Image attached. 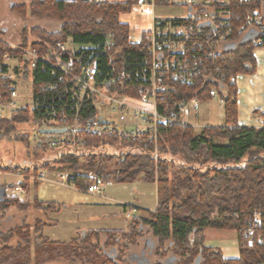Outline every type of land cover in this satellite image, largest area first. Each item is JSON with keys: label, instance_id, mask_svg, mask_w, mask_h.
<instances>
[{"label": "trees", "instance_id": "trees-1", "mask_svg": "<svg viewBox=\"0 0 264 264\" xmlns=\"http://www.w3.org/2000/svg\"><path fill=\"white\" fill-rule=\"evenodd\" d=\"M142 1L30 0L14 4L12 10L23 18L30 16L58 23L53 30L33 27L34 40L29 43L20 39L23 46L48 52L55 61L57 44L71 43L61 61L70 58L74 64L96 61L97 78L105 81L110 92L137 100L141 90L153 93L150 44L130 40V25L121 20V14L132 12ZM155 4L172 6L169 0H155ZM214 6L218 7L216 3ZM256 6L261 7V1L232 0L229 9L234 30L223 53L207 56L206 48H193L190 42L177 57L187 58L193 67L191 80L183 82L167 74L162 80L167 88L156 93L158 112L179 120V101L192 98L209 101L213 98L210 91L215 89L224 98L225 125L205 126L197 132L189 124L159 123L157 147L154 142L143 146L109 134L81 133L84 146L52 149L42 145L34 152L56 150V155L33 167L4 168L23 174H36L43 168L50 171L69 168L70 182L85 190L93 182L132 183L142 179L157 185L156 208L131 217L127 231L87 229L69 242H60L44 234L46 226L56 224L48 219V214L59 213V203L21 200L6 192L0 201V212L33 209L42 212L46 219L36 218L32 230L24 220L0 231V264H47L58 260L89 264H195L198 256L199 264H264V230L257 228L247 233L254 213L264 211V126L239 124L236 84L238 75L256 71L254 49L258 45L249 32L239 30L243 18ZM171 23L176 26L188 21H158L162 28ZM0 35L7 36L3 30ZM4 51L20 54L0 42V59ZM195 61L199 63L196 66L192 64ZM51 64L39 61L32 71L25 68L24 77L32 76L35 96L42 105L34 113L26 111L0 119V141L15 139L30 151L31 137L18 133L19 125L29 121L39 126L50 125L48 110L66 114L69 122L75 116L74 83L70 79L59 81L62 71ZM9 81L0 79V94L7 95ZM43 84L55 86L39 91ZM97 114L94 99L84 100L78 112L80 120L95 118ZM28 181L25 180V187ZM3 186L0 184V188ZM132 207L127 204L123 209ZM209 227L235 231L239 257L226 258L220 248L207 246L205 230ZM144 241L152 247L154 257L146 261L142 255L139 257L144 261L134 263L130 254Z\"/></svg>", "mask_w": 264, "mask_h": 264}, {"label": "built area", "instance_id": "built-area-1", "mask_svg": "<svg viewBox=\"0 0 264 264\" xmlns=\"http://www.w3.org/2000/svg\"><path fill=\"white\" fill-rule=\"evenodd\" d=\"M102 1V0H90ZM247 1V0H242ZM261 1L262 6H256L248 12L239 25L240 32L250 33L254 39V44L264 45V0ZM172 6H184L188 8L189 13L185 17H175L169 20H186L187 24L173 25L172 23L164 28L158 25V20H155L153 27L150 30L141 32L136 37L130 40L135 44L148 42L150 44V75L153 87V93L142 91L139 99H132L129 96H121L109 91L104 80L99 81L97 78L96 61L74 64L72 58L61 61L63 52L70 49L68 43L59 42L58 51H55V61L50 53H40L37 48L25 47L21 43L12 42L3 35H0V42L9 45L20 52L19 55H12L9 51H4L0 59V79L9 78L10 81L6 84V96L0 94V119L10 118L15 114L29 111L34 113L40 109L42 105L39 99L35 96L33 78L30 76L27 81H31L30 91L28 94L31 101L23 100L25 94L19 89V79L13 75L10 70V62L17 60L15 72L19 76L25 72L28 67L30 71L37 67L39 61L52 63L56 68H59L62 73L59 74L58 80L64 81L70 79L75 86V109L77 112L72 117L71 122L66 114H59L56 111H46L50 115V125L43 124L33 136V146L40 147L47 145L52 149L66 147H81L84 146L85 140L80 135L81 133L93 134H109L117 136L119 139L139 142L143 146H147L150 142H154L157 147L158 142V124L163 122L187 124L182 119H177L174 115H166L158 112L156 106V93L166 89V85L162 80L167 74H170L173 79H179L183 82H189L193 73V67L189 65L187 58H178L179 54L186 51L189 43L192 42L193 48H206L207 56L216 57L223 53V49L231 41L230 36L233 34L232 13L229 6L232 0H169ZM142 3L155 5V0L148 2L143 0ZM218 7H215L214 4ZM216 11L215 14L212 12ZM164 19V18H157ZM210 22V23H207ZM207 23V24H206ZM192 64H199L197 61ZM14 72V71H13ZM98 83L102 85L99 86ZM106 84V85H105ZM55 86V85H54ZM51 84H43L39 87V91H45L47 88L54 87ZM74 91V88H73ZM213 98H217L220 103L224 102L215 89L210 91ZM93 98L94 104L102 106H110L111 112H117V119L113 120L104 117L98 112L95 118L89 120H80L78 115L79 109L83 101L87 98ZM134 101L150 103L153 105V111L144 107L136 106ZM197 98L179 101L181 114L187 110L188 105L198 103ZM191 125V124H189ZM196 128V125H193ZM59 129L61 131L53 133H42L41 129ZM24 178H30L36 181H50L60 184H73L70 182V177L67 174H57L54 171L43 169L36 174L25 175ZM74 185V184H73ZM14 189L21 195L27 194V189L22 183L15 185ZM93 194L102 195V185L99 182H93L86 189ZM136 205H133L130 210L137 211ZM138 207V206H137ZM128 216L131 214L128 212ZM133 217V216H132ZM261 228L264 230V211H256L252 222L250 223L248 234L253 230ZM252 241V238H250Z\"/></svg>", "mask_w": 264, "mask_h": 264}, {"label": "rangeland", "instance_id": "rangeland-1", "mask_svg": "<svg viewBox=\"0 0 264 264\" xmlns=\"http://www.w3.org/2000/svg\"><path fill=\"white\" fill-rule=\"evenodd\" d=\"M30 0H0V30L6 33V38L10 39L12 42L20 43V39H27L30 43L34 40L31 34V29L35 26H41L46 29H56L58 23L53 21H47L45 19H36L33 17H21L12 10L14 4L28 3ZM126 1V0H117ZM156 5V4H155ZM150 5L147 3H140L135 5L132 9L131 14L123 15L122 19L127 23L129 22L130 29L139 33L143 30L151 28V17L155 10L166 9V6ZM170 7V6H167ZM171 13L176 15L183 14L185 8L183 6H176ZM72 47L71 43H69ZM17 60H12L10 62V70L13 75H16L19 79V89L21 93L26 96L23 100H28L29 96L27 93L30 91L31 81L19 76L17 71L15 72ZM14 71V72H13ZM24 78V74L22 75ZM210 109L213 119L210 120L211 123L218 124L223 119V105L218 100L210 101ZM203 103H200L202 106ZM98 112H100L104 117L110 119H117L118 111L111 112L110 106H102L97 104ZM187 109L191 110V115L194 114L196 109L194 105H188ZM193 110V111H192ZM193 118V117H192ZM191 118V122H195ZM190 121V120H189ZM40 126L35 124L33 121L26 122L18 127V133H25L30 135L31 149L23 145L21 142L15 139H3L0 141V165L3 170L0 171V182L7 187L8 196L17 197L20 199H28L34 201L38 199L45 202H57L61 205V210L59 213L48 214V219L56 222L55 225L46 226L44 228V234L47 235L51 240H56L60 242H69L79 236L83 230L87 229H121L127 231L129 229V224L131 217L134 215H142L148 209H153L157 205V186L155 183L146 182L142 179H138L132 183H108L99 182L102 186V195L93 194L85 189H78L73 184H60L57 182L41 181L36 183L34 180L28 178L27 189L29 190L27 194L20 195L15 191L14 186L24 181L25 179L18 173L12 172V170H4L6 167H33L40 161H44L49 157H54L56 155V150H39L38 153L34 152V149H38L33 146V136L37 134ZM200 127L196 128L199 132ZM47 169L48 168H43ZM40 169L39 171H42ZM57 174L64 173L69 177L72 176L71 169L67 168L64 171L56 170ZM33 173H30L31 175ZM127 204H132L138 206L139 210H130L127 208L124 211L123 206ZM142 207V208H141ZM131 216H128L127 213ZM145 214V213H144ZM51 215V216H50ZM36 218L46 219V216L40 211L30 209L28 211H19L17 208H12L9 211H5L2 215L0 222V230H7L14 227L17 224H21L24 220L30 225L31 230L34 227V220ZM219 229L209 227L206 230L208 243L218 242V237H212V233ZM225 231V230H224ZM228 235H234L235 232L226 231ZM226 234V235H227ZM216 238V239H215ZM213 239V240H212ZM223 239H229L228 236H223ZM15 242V241H14ZM15 244V243H14ZM13 244V245H14ZM147 248V245H144ZM141 248H135L134 253L139 255ZM145 259H153L152 248H147L145 253ZM47 264H89L85 263H71L64 260L53 261Z\"/></svg>", "mask_w": 264, "mask_h": 264}, {"label": "crops", "instance_id": "crops-1", "mask_svg": "<svg viewBox=\"0 0 264 264\" xmlns=\"http://www.w3.org/2000/svg\"><path fill=\"white\" fill-rule=\"evenodd\" d=\"M109 1H117V0H109ZM173 7H176V6H170V7L166 6L165 7L166 9L155 10V12H153L151 20H150L151 28L153 27L155 20H158V21L160 20L157 18H164L162 20H167V19H172L175 17H185L189 13L188 8L183 6L185 8V11H183V14L176 15L175 13H171L172 10L175 9ZM128 14H131V12L121 14V20L125 23H127V22L122 19V16L128 15ZM127 24H129V22ZM151 28H149L147 30H150ZM147 30H143L141 32H144ZM141 32L136 33L134 30L130 29V37L134 38L138 34H140ZM254 56L256 59V71H255V73H253V74H240L236 77V84L238 87V99H237V102H238V122L240 125H243V126L263 127L264 126V45L257 46L254 49ZM213 100H218V99L212 98V100H209V101L199 100L198 103L196 104V107H194V109H196L194 114L191 115L190 109L184 110L181 114V119L183 121H186L188 124L196 125V128L197 127L203 128L205 126H222V125H225L224 107H223V119H221V122L218 124L210 122V120L213 119V116L211 113L209 103H211L210 101H213ZM200 103H203V105L200 106ZM133 104H135L136 106H139V107H144L150 111H153V109H154L153 105L150 103L134 101ZM221 104L223 105V103H221ZM191 118L194 119L195 122H191ZM12 172H15V171H12ZM16 173H18V172L16 171ZM19 174L21 177L24 178L25 174H23L22 172H19ZM24 179L26 180L27 178H24ZM25 180L21 181L17 184L22 183V185L24 186ZM0 184H2V183L0 182ZM102 186H103V184H102ZM28 191L29 190L27 189V193H28ZM6 192H7V189H6ZM11 197H13V196H11ZM17 197H19V196H17ZM155 208L156 207H154L153 209H148V210H154ZM2 215H4V212H0V222H2V220H3V219H1ZM206 230H205V238H206L205 243L207 246H214V247L220 248L224 257H226V258H237V257H239L240 250H239V246H238L237 233L235 231L230 230V231H232V233L235 232V236L234 235H228L226 231H229V230L224 231L223 229H219V230L215 231L214 233H212L211 234L212 237H218L219 238L218 242L216 244V243H212L215 241H211L210 243H208ZM223 236H228L229 239H223Z\"/></svg>", "mask_w": 264, "mask_h": 264}, {"label": "water", "instance_id": "water-1", "mask_svg": "<svg viewBox=\"0 0 264 264\" xmlns=\"http://www.w3.org/2000/svg\"><path fill=\"white\" fill-rule=\"evenodd\" d=\"M210 23V22H207ZM206 23V24H207ZM42 133H53V132H58L61 131L59 129H53V128H47V129H41L40 130ZM6 194V187L3 186L2 188H0V201L4 198V195ZM200 256H198V258L196 259L195 264H199L200 263Z\"/></svg>", "mask_w": 264, "mask_h": 264}, {"label": "flooded vegetation", "instance_id": "flooded-vegetation-1", "mask_svg": "<svg viewBox=\"0 0 264 264\" xmlns=\"http://www.w3.org/2000/svg\"><path fill=\"white\" fill-rule=\"evenodd\" d=\"M149 242V241H148ZM147 245V248L149 247V248H152V247H150L149 246V243H147V242H143L142 243V245L140 246V248H141V252H140V254L139 255H136V254H134V253H131L130 254V256L133 258V262L134 263H141L142 261H144L142 258H140L139 256H144V257H146L145 256V253H146V251H147V248L144 246V245ZM134 256H137V258H134ZM139 257V258H138Z\"/></svg>", "mask_w": 264, "mask_h": 264}]
</instances>
